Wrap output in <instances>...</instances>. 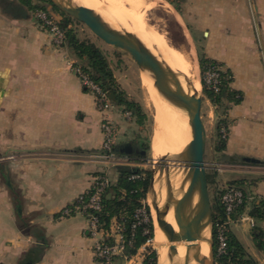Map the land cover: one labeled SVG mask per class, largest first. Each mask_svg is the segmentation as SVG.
<instances>
[{
	"label": "crops",
	"instance_id": "0c3cea01",
	"mask_svg": "<svg viewBox=\"0 0 264 264\" xmlns=\"http://www.w3.org/2000/svg\"><path fill=\"white\" fill-rule=\"evenodd\" d=\"M175 2L177 15L200 37L202 55L228 71L229 87L242 94L218 112L206 98V114L213 131L219 118L226 122L225 149L212 152L226 168L218 173H226L224 183L244 180V219L229 231L255 264H264V217L250 215L252 204L264 199V0ZM73 59L29 13L0 8V156H13L0 161V264L29 258L32 264H102L85 217L61 214L96 173L117 178L116 165L97 157L104 115L72 70ZM106 115L118 129L120 165L138 166L133 159L146 151L133 139L134 126L117 108ZM143 256L138 249L111 264H142Z\"/></svg>",
	"mask_w": 264,
	"mask_h": 264
},
{
	"label": "trees",
	"instance_id": "16d2710c",
	"mask_svg": "<svg viewBox=\"0 0 264 264\" xmlns=\"http://www.w3.org/2000/svg\"><path fill=\"white\" fill-rule=\"evenodd\" d=\"M170 3L174 9L179 12V8L175 0H166ZM40 5L33 4L30 0H3L0 3V8L10 14H26L30 11H37L44 13L48 19L55 23L64 33V45H66L75 56L77 62L80 64L81 69L86 73L93 81L98 83L100 87L106 91L109 100L112 104L118 108L130 110L135 116L136 121L141 122L145 116L142 113L141 107L132 100L127 99L124 92L115 83L113 74L102 54V52L94 45V43L88 40H79L69 27L71 17L59 10L51 0H39ZM49 3L59 13L57 15H51L48 9L43 3ZM39 23L47 27L45 23L40 19H37ZM198 63L203 75L204 70L208 66H214L218 68L219 83L218 90L214 91L205 86L201 78V86L206 98L216 106V112L220 108H225L224 102L237 103L241 100L242 94L229 87L230 73L223 70L219 63L210 60L204 55H198ZM226 130L225 119L219 118L216 121L214 127V143L212 150L216 153H221L225 149V139L222 136L221 129ZM114 152H116L113 147ZM117 178L115 181L110 180L109 186L102 194L101 206L99 211L96 212L98 221L102 228H107L114 218L120 225L121 233L125 238L131 239V245L127 246L126 254L129 256L136 253L138 248L145 242L147 238L153 239V225L152 217L149 211V206L144 203L146 212L150 218L148 223L149 232L147 235L141 234L140 226L132 228L133 214L135 210L143 205L146 192L149 187V181L152 175L151 170L141 167H131L128 165H116ZM137 175V177H132ZM213 172L207 173L208 185L213 183ZM229 184L234 185L242 190L244 198L242 202L236 207L235 213H241L244 209L246 193L244 189V180H233ZM250 215L259 220L264 217V199L258 200V202L252 204ZM224 217L222 206L219 203L218 197L213 198L212 202V234L214 239V254L217 264H255V261L251 259L245 252L243 246L236 240V238L230 233L229 229L225 231L227 242V253L217 256L216 254V224ZM142 264H156V252L151 251L149 255H146L142 261Z\"/></svg>",
	"mask_w": 264,
	"mask_h": 264
},
{
	"label": "bare ground",
	"instance_id": "6f19581e",
	"mask_svg": "<svg viewBox=\"0 0 264 264\" xmlns=\"http://www.w3.org/2000/svg\"><path fill=\"white\" fill-rule=\"evenodd\" d=\"M76 1L93 8L112 26L123 28L134 35L157 62L180 80L186 92L199 89L198 70L193 59L192 49L182 50L181 48V51L170 47L157 28L145 20L144 11L165 3L164 0ZM141 77L147 89V104L152 109L154 119L151 150L155 157L168 160L162 169H155L153 181L145 199L153 219L152 240L158 248L156 251L158 264H168L164 257L169 243L158 227L156 219L162 216L177 230L173 216L181 211L182 197L187 184L184 178L183 163L180 162V153L191 139L190 127L186 111L162 97L154 88L152 79L147 73H142ZM188 79L192 81L193 85H186ZM202 235H207L206 229ZM194 242V238H191L189 241L176 244L172 252L176 263L195 264L194 255L186 253L184 246L185 243L190 245ZM201 251L204 254L207 253V245L204 242L201 244Z\"/></svg>",
	"mask_w": 264,
	"mask_h": 264
},
{
	"label": "water",
	"instance_id": "95a60500",
	"mask_svg": "<svg viewBox=\"0 0 264 264\" xmlns=\"http://www.w3.org/2000/svg\"><path fill=\"white\" fill-rule=\"evenodd\" d=\"M51 2L66 15L84 24L103 43L129 55L141 73H147L150 76L154 88L162 97L186 111L191 139L180 153V162L183 163L184 178L187 184L182 197L181 211L173 216L177 230L162 216L158 217L156 222L169 243L164 257L168 264H178L173 259L172 252L177 243L189 241L191 238H194L195 242L190 245L185 243L184 246L186 253L194 255L195 264H215L212 202L204 164L206 133L201 119L202 96L199 90L192 89V92H186L180 80L157 62L134 35L123 28L112 26L93 8L80 4L76 0H51ZM186 81V85H193L190 79ZM125 147L126 153L132 152L130 144ZM161 160L164 167L168 160ZM153 177L154 171L148 190ZM205 229L207 230L206 236L202 235ZM202 242L207 245L206 254L201 251ZM32 263L33 260L29 258L22 264Z\"/></svg>",
	"mask_w": 264,
	"mask_h": 264
},
{
	"label": "built area",
	"instance_id": "2783aa9c",
	"mask_svg": "<svg viewBox=\"0 0 264 264\" xmlns=\"http://www.w3.org/2000/svg\"><path fill=\"white\" fill-rule=\"evenodd\" d=\"M39 17L47 26V31L50 33L52 41L56 45H63L64 33L46 17L44 13H40ZM72 70L80 79V82L90 91L94 96L95 105L98 111H100L104 117L100 122L101 129L104 134V140L102 143V150L97 157L112 163L113 165H120L123 159L116 155L113 150L114 147V132L111 120L107 117V112L113 107L110 102L106 91H104L98 83L93 81L86 73H84L79 64L71 62ZM218 68L214 66H208L202 75V80L205 86L214 91L218 90L219 83ZM127 113V112H125ZM130 112H128L129 114ZM222 136H226L224 128L221 129ZM12 155L0 156V161L11 159ZM205 168H209L215 174L225 170V166L220 162L212 161ZM138 167V166H137ZM137 177V175L132 176ZM110 179L105 173H96L92 176L90 185L86 191L81 193L76 200L66 206L62 211V215H70L72 213H81L86 220L85 231L86 234L93 239L92 250L96 260L102 264H111L116 257L128 258L126 254L127 246L131 245V239L125 238L121 233L120 225L114 218L111 220L107 228H102L96 212L100 209L102 194L109 186ZM215 192L218 193L219 203L222 206L224 217L216 224V254L217 256L227 253V242L225 231L229 229L231 223L237 220L244 219L242 213H235L236 207L242 202L244 195L240 188L235 187L229 183H223L221 185L216 184ZM132 228L140 226L141 234L147 235L149 232L148 223L150 218L146 212L144 201L143 205L137 208L133 214ZM152 238H147L145 242L138 248L139 250L146 249ZM144 255V254H143ZM145 255L143 256V259ZM215 264L216 261H215Z\"/></svg>",
	"mask_w": 264,
	"mask_h": 264
},
{
	"label": "rangeland",
	"instance_id": "374dc122",
	"mask_svg": "<svg viewBox=\"0 0 264 264\" xmlns=\"http://www.w3.org/2000/svg\"><path fill=\"white\" fill-rule=\"evenodd\" d=\"M14 1L18 2L19 0H14ZM30 1L35 5L41 4L39 0H30ZM164 1L165 3L163 4L146 9L144 11L145 20L148 24L155 26L157 28V30L163 35L166 43L170 47L176 48L178 50L179 49L181 50V48L182 50H186L188 48L192 49L193 59L195 60L197 70H198V77H199V86H198L199 89L198 90L203 100L201 119H202V122L205 128V133H206L204 162L206 163V166H207L210 162L215 161L217 159L216 157H213V153H212L213 152L212 145L214 143L213 141L214 131L211 128L209 118L206 114L207 101H206V96L203 93L202 86L200 84V80L202 78L201 69L198 63V55L202 54L200 45L198 43L199 42L198 40H200L199 39L200 37H198L195 33L191 32V30L189 29V27H187L183 19H181L177 15L174 8L171 7L170 4H167L168 2L166 0ZM1 2H3V0H0V3ZM43 5L48 9L51 15H54V14L57 15L59 13L49 3L45 2L43 3ZM29 14L35 19L36 22H38L37 19L39 20L41 19L39 17L40 13L35 10L30 11ZM38 24L47 31V27L43 26L39 22ZM69 27L72 29L74 35L79 40H88L94 43V45L102 52L113 74L115 83L124 92L127 99L134 101L141 107L142 113L145 116V118L141 122L136 121L135 116L132 114L130 110L122 109V107L118 108L114 106L113 104H112L113 107L111 108V109L117 108L119 112L123 114L125 118L130 120L131 124L134 126L133 139L136 140L137 138H139L142 141L143 149L146 151V153L141 156L136 155L133 160L138 162L139 167L151 170L152 174H153V171H155V169L156 170L162 169L163 168L162 162H161L162 160L158 157H155L151 150V139H152L154 119H153L152 109L147 104L148 103V101L146 100L147 99L146 98L147 89L145 88L143 84L142 77H141L142 76L141 71L138 69L137 65L129 57V55H127L121 50H118L110 45L103 43L84 24L74 19H71V22L69 23ZM47 33L51 37L48 31ZM72 61L75 62L76 64H79L76 59H73ZM111 109H109V111ZM128 112L130 113L128 114ZM111 123L113 126L114 143H115V139H116L115 136L118 133V129L116 128V126L113 124L112 121ZM206 171L207 173L213 172L207 167H206ZM226 176H227L226 173H218V172L213 175V183L208 185L209 196H210L211 202H213L214 197L218 196V193L215 192L216 184L218 185L223 184ZM144 203H146V201ZM231 227L232 229L236 230V226H234L233 224L231 225ZM157 249L158 248L156 247V245L154 244L152 240V242H150L149 246L146 249L141 250V253L146 256V255H149L151 251L156 252ZM157 264H158V256H157Z\"/></svg>",
	"mask_w": 264,
	"mask_h": 264
}]
</instances>
